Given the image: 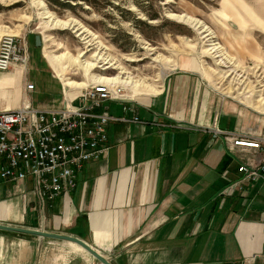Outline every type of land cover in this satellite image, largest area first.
<instances>
[{
  "label": "crops",
  "instance_id": "obj_1",
  "mask_svg": "<svg viewBox=\"0 0 264 264\" xmlns=\"http://www.w3.org/2000/svg\"><path fill=\"white\" fill-rule=\"evenodd\" d=\"M36 32H24L26 67L0 70V109L24 100L60 106L64 93L77 88L62 83L53 58L42 53L41 36L35 43ZM179 65L146 98L105 101L112 114L138 120H108L101 156L84 161L73 187L43 211L35 206L30 175L0 179V222L71 232L113 264H264V182L237 180L236 170L255 152L210 127L264 131L253 127L242 101L205 83L197 64ZM25 81L33 87L26 89ZM2 235L0 264H37L28 236L4 245ZM61 240L71 250L52 255L51 264H100L80 245Z\"/></svg>",
  "mask_w": 264,
  "mask_h": 264
},
{
  "label": "rangeland",
  "instance_id": "obj_2",
  "mask_svg": "<svg viewBox=\"0 0 264 264\" xmlns=\"http://www.w3.org/2000/svg\"><path fill=\"white\" fill-rule=\"evenodd\" d=\"M29 28L67 86L112 77L120 83L111 89L142 99L168 71L193 62L205 83L242 101L264 131V0H0V33ZM2 233L4 245L22 242L21 233ZM27 236L37 264L71 250L58 238Z\"/></svg>",
  "mask_w": 264,
  "mask_h": 264
},
{
  "label": "built area",
  "instance_id": "obj_3",
  "mask_svg": "<svg viewBox=\"0 0 264 264\" xmlns=\"http://www.w3.org/2000/svg\"><path fill=\"white\" fill-rule=\"evenodd\" d=\"M28 58L25 33H0V70L16 64L24 69ZM24 85L26 89L33 87L31 81H25ZM75 87L74 92L64 93L60 106L41 107L24 100L15 107L0 109V179L16 180L30 175L39 212L50 199L66 194L73 187L84 161L101 156L107 147L108 120H138L136 114L125 118L107 109V99H131L121 91L122 87L100 89L95 77ZM122 108L130 106L124 103ZM210 129L213 135L230 138L233 145L253 148V159L236 165L237 180L264 182V133L249 134L218 126Z\"/></svg>",
  "mask_w": 264,
  "mask_h": 264
},
{
  "label": "water",
  "instance_id": "obj_4",
  "mask_svg": "<svg viewBox=\"0 0 264 264\" xmlns=\"http://www.w3.org/2000/svg\"><path fill=\"white\" fill-rule=\"evenodd\" d=\"M34 40L37 45L41 44L40 34L38 32L34 34ZM0 229L2 230L8 229V230L16 231V232H26V233L37 234V235L46 236V237L50 236V237L59 238L63 240L66 239V240L74 242L77 245H80L93 258L94 257L97 258L100 264H113L108 258L103 256L96 248H93L91 244L86 242L82 237L77 236L71 232H66V231L61 232V231L51 230V229L47 230L39 226L30 227V226H25L22 224L17 225V224L8 223V222H5V223L0 222Z\"/></svg>",
  "mask_w": 264,
  "mask_h": 264
},
{
  "label": "bare ground",
  "instance_id": "obj_5",
  "mask_svg": "<svg viewBox=\"0 0 264 264\" xmlns=\"http://www.w3.org/2000/svg\"><path fill=\"white\" fill-rule=\"evenodd\" d=\"M106 83H120V81L119 80H116V78H112V77H108V78H102ZM108 81V82H107ZM109 83L108 84H104V83H97V87L98 88H100V89H104V88H106V89H111L109 86ZM84 84H86V83H84ZM83 85V84H82ZM65 240V239H64ZM66 241H68V240H66ZM69 242V241H68ZM80 247V246H79Z\"/></svg>",
  "mask_w": 264,
  "mask_h": 264
},
{
  "label": "trees",
  "instance_id": "obj_6",
  "mask_svg": "<svg viewBox=\"0 0 264 264\" xmlns=\"http://www.w3.org/2000/svg\"><path fill=\"white\" fill-rule=\"evenodd\" d=\"M0 230H2V229H0ZM2 232H16V231H12V230H8V229H5V230H2ZM18 233H21V234H23V235H28V234H30V233H26V232H18Z\"/></svg>",
  "mask_w": 264,
  "mask_h": 264
}]
</instances>
